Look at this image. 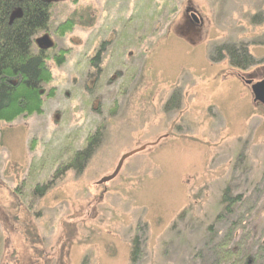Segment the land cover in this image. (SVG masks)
<instances>
[{
    "label": "rangeland",
    "instance_id": "obj_1",
    "mask_svg": "<svg viewBox=\"0 0 264 264\" xmlns=\"http://www.w3.org/2000/svg\"><path fill=\"white\" fill-rule=\"evenodd\" d=\"M48 25L42 113L0 122V264H131L134 241L133 264H211L227 187L244 198L234 237L264 240V107L247 85L264 77V0H65ZM99 128L86 168L54 180Z\"/></svg>",
    "mask_w": 264,
    "mask_h": 264
},
{
    "label": "trees",
    "instance_id": "obj_2",
    "mask_svg": "<svg viewBox=\"0 0 264 264\" xmlns=\"http://www.w3.org/2000/svg\"><path fill=\"white\" fill-rule=\"evenodd\" d=\"M55 4L56 2L50 0H0V122L11 123L19 117L42 113V98L45 95L42 88L51 81L46 65L49 51L35 49L34 42L37 34L48 30L51 9ZM219 50L224 51L225 57L234 68L243 70L255 64L245 50L237 49L234 45H223ZM67 52L60 50L53 56L57 66L64 63ZM104 135L105 128H99L92 133L83 148L56 169L52 178L57 180L67 171L80 174L101 146ZM53 182L37 186L34 195L44 196ZM243 202V196L230 194L229 187L222 191L221 208L215 222L227 220L230 225L219 238L212 225L207 228L209 233L204 246L206 262L264 264V240L247 244L245 235L238 240L234 237L246 214L241 206ZM183 215L181 213L180 217L183 218ZM232 218L239 221H231ZM129 254L131 264L135 263L139 254L135 241Z\"/></svg>",
    "mask_w": 264,
    "mask_h": 264
},
{
    "label": "water",
    "instance_id": "obj_3",
    "mask_svg": "<svg viewBox=\"0 0 264 264\" xmlns=\"http://www.w3.org/2000/svg\"><path fill=\"white\" fill-rule=\"evenodd\" d=\"M53 2H59V1H65V0H50ZM36 44V47L38 48V50H42V51H48L50 50V48H52V44L50 42V40L48 39L47 36H44L42 38H38L35 40L34 42ZM251 91L253 93L254 99H252L254 102L258 101L260 104H262L264 106V79L256 84H253L251 86ZM158 142V141H157ZM146 146H142L136 150L130 151L124 155H122L119 158V161L114 169V171L106 177L101 178L100 180H98L99 182L97 183L98 185L101 184H106L108 182H110L111 180H113L120 172V169L122 168L124 162L127 160V158L132 157L133 155L142 152L143 150H145Z\"/></svg>",
    "mask_w": 264,
    "mask_h": 264
},
{
    "label": "flooded vegetation",
    "instance_id": "obj_4",
    "mask_svg": "<svg viewBox=\"0 0 264 264\" xmlns=\"http://www.w3.org/2000/svg\"><path fill=\"white\" fill-rule=\"evenodd\" d=\"M188 10H192V8H188ZM187 13V12H186ZM190 16V22L193 24L194 22H197V19L195 18V16L196 15H194V14H190L189 15ZM147 25H148V23H147ZM137 44H138V42H137ZM133 47V46H132ZM264 79V77H262V80ZM262 80H260V81H262ZM260 81H258V82H260ZM258 82H255V83H253L251 80H248L247 81V85L251 88V86L253 85V84H256V83H258ZM252 92V91H251ZM252 95H253V93H252ZM253 99H254V96H253ZM255 103H259L258 101H256ZM260 104V103H259ZM261 106H263L262 104H260ZM264 107V106H263Z\"/></svg>",
    "mask_w": 264,
    "mask_h": 264
}]
</instances>
